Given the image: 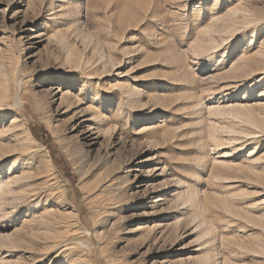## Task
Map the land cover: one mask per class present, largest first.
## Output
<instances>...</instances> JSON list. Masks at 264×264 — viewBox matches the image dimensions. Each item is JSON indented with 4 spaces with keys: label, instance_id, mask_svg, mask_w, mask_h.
Here are the masks:
<instances>
[{
    "label": "rangeland",
    "instance_id": "374dc122",
    "mask_svg": "<svg viewBox=\"0 0 264 264\" xmlns=\"http://www.w3.org/2000/svg\"><path fill=\"white\" fill-rule=\"evenodd\" d=\"M0 264H264V0H0Z\"/></svg>",
    "mask_w": 264,
    "mask_h": 264
},
{
    "label": "bare ground",
    "instance_id": "6f19581e",
    "mask_svg": "<svg viewBox=\"0 0 264 264\" xmlns=\"http://www.w3.org/2000/svg\"><path fill=\"white\" fill-rule=\"evenodd\" d=\"M96 172V171H95ZM94 172V173H95ZM107 175H109V174H107ZM107 175H106V177H107ZM114 176V175H113ZM111 176H108L107 177V180H108V185L107 186H104L105 187V192L107 191L108 193H109V195L107 194V196L106 197H108V198H106L105 200H104V202L106 203V206H107V208L106 209H110V212L109 213H106V210H105V213L106 214H112V211H115V210H119V206H117L118 205V202H119V200H120V198L121 197H124V196H117V194L120 192L121 193V190H120V188L121 187H119V188H117V189H119V192H116V194H114V192H113V187H115L114 185L116 184L115 182V180H117L118 178H116V176H115V178L113 179V177L112 178H110ZM106 180V179H105ZM105 180H101V181H99V180H97V183H98V181L99 182H101L102 184H103V182H105ZM118 182H119V180H118ZM106 183V182H105ZM115 183V184H114ZM100 184V183H99ZM101 186H103V185H101ZM116 189V188H115ZM123 189L125 190L126 188H124L123 187ZM116 191V190H115ZM124 195V194H123ZM106 217H107V215H106ZM107 218H109V217H107Z\"/></svg>",
    "mask_w": 264,
    "mask_h": 264
}]
</instances>
